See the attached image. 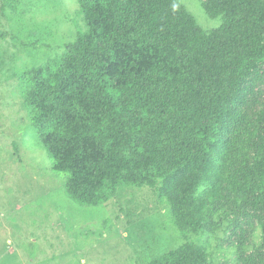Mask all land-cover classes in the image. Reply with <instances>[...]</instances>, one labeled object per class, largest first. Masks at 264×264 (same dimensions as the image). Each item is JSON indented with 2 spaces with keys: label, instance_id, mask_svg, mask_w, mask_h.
<instances>
[{
  "label": "trees",
  "instance_id": "trees-1",
  "mask_svg": "<svg viewBox=\"0 0 264 264\" xmlns=\"http://www.w3.org/2000/svg\"><path fill=\"white\" fill-rule=\"evenodd\" d=\"M23 1L7 0L0 14ZM79 6L87 30L22 76L24 106L69 197L101 207L122 187L162 182L183 233L204 231L200 195L221 183L264 210V144L249 166L227 138L264 62V0L203 1L223 19L213 31L178 0ZM208 255L187 242L149 264H208Z\"/></svg>",
  "mask_w": 264,
  "mask_h": 264
},
{
  "label": "rangeland",
  "instance_id": "rangeland-1",
  "mask_svg": "<svg viewBox=\"0 0 264 264\" xmlns=\"http://www.w3.org/2000/svg\"><path fill=\"white\" fill-rule=\"evenodd\" d=\"M178 1L203 30L222 26L204 10L206 0ZM86 30L79 0H24L0 14V264H149L187 242L207 250L208 264H264V210L253 197L237 199L227 182L201 193L200 233L179 230L167 197L173 188L162 182L122 187L101 207L69 197L67 177L53 171L24 106L22 76ZM245 86V119L227 138L253 166L264 144V62Z\"/></svg>",
  "mask_w": 264,
  "mask_h": 264
}]
</instances>
